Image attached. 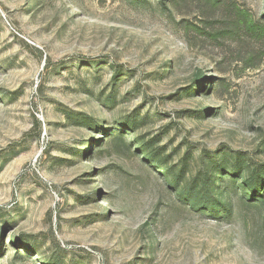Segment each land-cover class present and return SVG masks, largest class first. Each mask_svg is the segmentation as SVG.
Here are the masks:
<instances>
[{
  "label": "rangeland",
  "instance_id": "1",
  "mask_svg": "<svg viewBox=\"0 0 264 264\" xmlns=\"http://www.w3.org/2000/svg\"><path fill=\"white\" fill-rule=\"evenodd\" d=\"M263 30L264 0H0V264H264Z\"/></svg>",
  "mask_w": 264,
  "mask_h": 264
},
{
  "label": "trees",
  "instance_id": "2",
  "mask_svg": "<svg viewBox=\"0 0 264 264\" xmlns=\"http://www.w3.org/2000/svg\"><path fill=\"white\" fill-rule=\"evenodd\" d=\"M264 32V30H263ZM236 166L234 167L233 170H236L239 169V152L237 154V157H236ZM232 170V171H233ZM250 184H248V187L249 189L251 190V192L253 194H258L260 193L259 195L261 197H263V194H264V169L263 168H260L258 167L257 169H255L254 171H252V174L250 175ZM193 206L196 207L195 204H193ZM227 206L224 205V210H226Z\"/></svg>",
  "mask_w": 264,
  "mask_h": 264
}]
</instances>
